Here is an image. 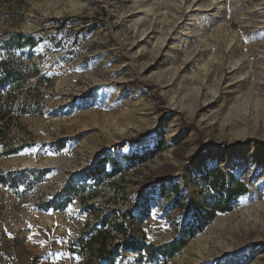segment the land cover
I'll return each mask as SVG.
<instances>
[{"label":"rangeland","instance_id":"rangeland-1","mask_svg":"<svg viewBox=\"0 0 264 264\" xmlns=\"http://www.w3.org/2000/svg\"><path fill=\"white\" fill-rule=\"evenodd\" d=\"M188 4L0 0V175L36 171L0 184V264H105L101 241L113 264H264V0L195 12L194 31ZM141 8L154 22L144 34ZM8 54L24 74L14 86L2 83ZM210 170L245 192L196 231L215 197ZM69 185L65 206L45 210ZM179 238L152 262L123 247Z\"/></svg>","mask_w":264,"mask_h":264},{"label":"trees","instance_id":"trees-1","mask_svg":"<svg viewBox=\"0 0 264 264\" xmlns=\"http://www.w3.org/2000/svg\"><path fill=\"white\" fill-rule=\"evenodd\" d=\"M32 38L30 37H24V36H13L12 40L8 42L7 44L11 45H17V46H23L25 43L31 42ZM20 62L19 58H16L12 54H8L6 62L2 64L1 72L3 75V82L7 83L11 86L17 85L22 78L24 77V74L22 72V69L19 67L17 63ZM103 171V169H102ZM119 169L113 168L111 174L105 175V177H110L114 175ZM27 172H36L33 170L25 169L23 171H9L5 175H0V184L3 186H11V187H17V185L24 183V176L27 174ZM43 172V171H42ZM40 172V173H42ZM209 175H213L211 178V185L215 189V197L214 201L210 203L209 210L207 212H204L203 216V224H201L196 231H201L202 228L210 221L212 216L216 212H226L229 211L231 206L230 203L238 196L242 195L245 192V188L241 186L240 184H235V187H227V184H225V181L222 177V174L220 172H214V170L209 171ZM19 178V179H18ZM218 185V187H216ZM31 187V186H30ZM70 185L65 187L62 192H59L55 194L50 201L45 203L44 209L48 210L52 208L53 210L59 211L60 208L57 205V199L59 196H62L64 193H67V195L75 194L76 192H69ZM66 195V196H67ZM68 198V197H67ZM70 199V197L68 198ZM129 217V216H128ZM130 218V217H129ZM108 225V222H104ZM113 227L119 231L123 232L122 227L120 224H116ZM192 235V233H191ZM81 243L83 244V239H77L76 244ZM186 242L184 239H173L170 242L161 244L157 247L146 245V244H137L133 242H125L123 244V247L125 249L135 250L136 252H139L140 260H142L144 257H147V260L152 262L158 257H165V258H171L173 257L177 252H179L184 246ZM98 255L99 260L105 262V264H113L115 261V258L118 256L117 250H107L105 247V242L101 241V245L98 246ZM114 247L119 248V244L117 243Z\"/></svg>","mask_w":264,"mask_h":264},{"label":"bare ground","instance_id":"bare-ground-1","mask_svg":"<svg viewBox=\"0 0 264 264\" xmlns=\"http://www.w3.org/2000/svg\"><path fill=\"white\" fill-rule=\"evenodd\" d=\"M182 1V0H181ZM183 1H188V2H190V4H188V6H186V10L184 11V13L183 14H181L180 15V18H183V20L186 22L185 23V26H186V28H187V30H193V29H195L194 27H196V25L197 24H199L200 22H195V18H194V15H193V13H195L196 12V14H198V18L197 19H201L203 16H206V14H207V12H212L213 10L215 11H217L218 12V10H220V9H224V2L226 1V0H208V3H204V5H201V3L199 2V1H195V0H183ZM139 8V7H138ZM160 8H161V6H159V4L158 5H156V8H155V12L152 14V15H155V17L156 18H154V19H160L161 18V16H160V14L158 13V14H156V12L158 11V10H160ZM204 9V10H203ZM149 12H150V9H139L137 12H136V14H139V15H137V18H136V20L134 21V25L135 26H138L139 27V29H140V33L141 34H144V32L142 31L143 29H145V28H147V27H151V26H153L154 25V22L152 21V19H150V18H147V14H149ZM153 12V11H152ZM216 12V13H217ZM212 18H215L216 17V14H215V12H214V15H212L211 16ZM198 20V21H199ZM198 26V25H197ZM194 31V30H193ZM189 34H190V32H189ZM184 35H186L187 36V34L185 33ZM192 36V35H191ZM195 37V36H194ZM146 38V37H145ZM138 54L137 55H139V59H143V58H145V57H148L149 59H150V61H152L154 58H156L157 57V55L159 54V51H157L156 52V54L154 55V56H152L151 54H150V56L149 55H147V52H146V50L145 49H140L138 52H137ZM150 61H147V63H144L143 65H142V68L141 69H145L147 66H149L148 64V62H150ZM150 67V66H149ZM120 82V81H119ZM128 111H130V110H128ZM133 113V112H132ZM209 124V123H208ZM205 125V124H204ZM207 125V124H206ZM11 161V160H10ZM33 161L31 160L30 161V163H32ZM17 164V163H16ZM45 217H49L50 219H52V221H53V223L55 222V217L57 218V219H59L58 217H57V215L56 214H50V215H44V218ZM44 218H42V222H44V226H48V227H52L53 226V223L52 224H48L47 222H50L49 220H47V222L46 221H44ZM222 218H224V217H222ZM224 221V219H221V218H216L211 224H210V226H209V228H219L220 229V226L224 223L223 222ZM228 222V221H227ZM226 222V223H227Z\"/></svg>","mask_w":264,"mask_h":264},{"label":"built area","instance_id":"built-area-1","mask_svg":"<svg viewBox=\"0 0 264 264\" xmlns=\"http://www.w3.org/2000/svg\"><path fill=\"white\" fill-rule=\"evenodd\" d=\"M20 229V228H19ZM29 233L27 235H24V240H25V243L29 242Z\"/></svg>","mask_w":264,"mask_h":264}]
</instances>
